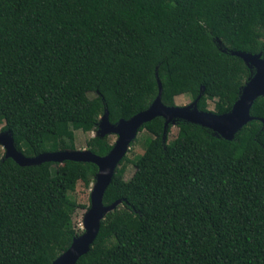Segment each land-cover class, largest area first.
Here are the masks:
<instances>
[{
  "label": "trees",
  "instance_id": "1",
  "mask_svg": "<svg viewBox=\"0 0 264 264\" xmlns=\"http://www.w3.org/2000/svg\"><path fill=\"white\" fill-rule=\"evenodd\" d=\"M264 0H0V126L26 157L76 150L108 112L116 124L157 95L228 113L253 71L231 52L259 54ZM220 42V43H218ZM93 93L90 97L89 93ZM230 141L161 117L143 124L146 148L116 167L89 251L75 264H264V97ZM94 136L86 149H111ZM97 166H20L0 151V264H51L83 232L70 195Z\"/></svg>",
  "mask_w": 264,
  "mask_h": 264
},
{
  "label": "water",
  "instance_id": "2",
  "mask_svg": "<svg viewBox=\"0 0 264 264\" xmlns=\"http://www.w3.org/2000/svg\"><path fill=\"white\" fill-rule=\"evenodd\" d=\"M231 54L241 58L247 67L253 71V74L240 89L238 99L228 113L218 115L211 111L199 110L197 102L201 97L202 91L193 103L187 107L165 106L161 102V82L157 74H155L157 95L147 109L137 113L128 120L120 119L116 124L109 122L107 110L99 118V137L109 134L117 135L112 149L104 156H98L87 149H82L60 150L26 157L16 149L14 139L9 131L0 132V147L4 150V158H11L20 166L40 165L43 162L61 164L68 160L93 163L98 168L90 192V206L82 219L83 232L78 237H75L69 248L51 264H75L80 256L89 251L90 245L99 230L100 220L120 202L117 201L111 205L104 206L102 198L105 189L111 182L116 167H118L119 162L125 156L126 151L130 148V143L135 139L139 128L143 124L156 117H161L164 121L163 141L169 125L179 121L209 129L214 135L230 141L243 126L253 120L249 114L250 108L258 98L264 97V40L263 49L259 54L252 55L245 52H231ZM131 121L134 124L127 129L126 125Z\"/></svg>",
  "mask_w": 264,
  "mask_h": 264
},
{
  "label": "rangeland",
  "instance_id": "3",
  "mask_svg": "<svg viewBox=\"0 0 264 264\" xmlns=\"http://www.w3.org/2000/svg\"><path fill=\"white\" fill-rule=\"evenodd\" d=\"M89 96L92 97L93 93L92 92L89 93ZM174 102H175V105L178 107H187L193 103L192 99L188 95L176 96L174 99ZM208 105H209L208 110L213 111L214 102L209 101ZM1 127L2 126H0V129ZM0 132L2 131L0 130ZM177 132H178L177 123L170 124L169 133H168V141L173 140L176 137ZM98 135H99V128H97L93 132H88V133L76 131L75 132L76 150L86 149V141ZM106 136L108 137L110 144L113 145L116 142L117 136L115 134H109ZM146 136H147V133L145 130L140 131L136 134L135 139L130 143V148L125 153L124 157H126V160L123 161V163L119 165V167H121L122 165H125V173H124L125 180H129L135 171V167H134L132 160L136 156L141 155L146 148V145L144 143V138ZM0 151L4 152V150L1 147H0ZM93 183H91L90 188L87 189L79 182L76 185L75 190L72 193H70L71 197L77 203L89 207L90 206V192L93 187ZM86 211L87 209H79V211H77V214L74 217V223L80 230L82 229L83 215Z\"/></svg>",
  "mask_w": 264,
  "mask_h": 264
},
{
  "label": "bare ground",
  "instance_id": "4",
  "mask_svg": "<svg viewBox=\"0 0 264 264\" xmlns=\"http://www.w3.org/2000/svg\"><path fill=\"white\" fill-rule=\"evenodd\" d=\"M173 119H176V118H173ZM133 124H134L133 121L128 122L127 125H126V128L129 129ZM124 131H125V130H124ZM122 132H123V131H122ZM122 132H121V134H122ZM116 136H117V135H116ZM105 164H106V163H105Z\"/></svg>",
  "mask_w": 264,
  "mask_h": 264
},
{
  "label": "clouds",
  "instance_id": "5",
  "mask_svg": "<svg viewBox=\"0 0 264 264\" xmlns=\"http://www.w3.org/2000/svg\"><path fill=\"white\" fill-rule=\"evenodd\" d=\"M82 230V229H81Z\"/></svg>",
  "mask_w": 264,
  "mask_h": 264
}]
</instances>
